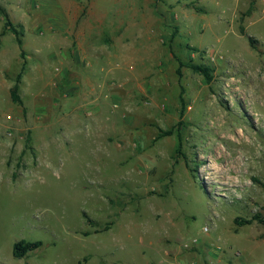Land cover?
<instances>
[{
    "label": "rangeland",
    "instance_id": "1",
    "mask_svg": "<svg viewBox=\"0 0 264 264\" xmlns=\"http://www.w3.org/2000/svg\"><path fill=\"white\" fill-rule=\"evenodd\" d=\"M0 6V264H264V0Z\"/></svg>",
    "mask_w": 264,
    "mask_h": 264
},
{
    "label": "trees",
    "instance_id": "2",
    "mask_svg": "<svg viewBox=\"0 0 264 264\" xmlns=\"http://www.w3.org/2000/svg\"><path fill=\"white\" fill-rule=\"evenodd\" d=\"M0 13L5 17V25L2 31V35H4L5 33H7L8 31L11 32V34H13L15 36L16 39V43L18 44L20 50L22 51V40H21V32H19L13 25L12 23L9 21V18L5 12V10L0 6ZM249 43L252 46V48H255L254 46V40L252 38H249ZM23 54V52H22ZM192 71H194L195 73H198L200 75H202L206 81H210L211 80V75H210V70L208 67L204 66V65H197V64H190L188 66ZM22 73H20L17 76V80L15 85L11 88V99L13 101V103L18 104V105H22V99L19 96V83H20V79H21ZM170 133H167L166 135H169ZM181 147V141L179 142V146L177 148V152H180V148ZM254 221H258V223L263 224L264 225V218H262L261 216L257 215L254 216V218H252L251 220H247V221H243L244 224H252ZM89 223H91V221L89 220ZM42 246V242L40 241H36V242H27L25 240H21L17 243L14 244L13 247V256L16 259H22L25 256H27L29 253L35 251L36 249L40 248Z\"/></svg>",
    "mask_w": 264,
    "mask_h": 264
},
{
    "label": "bare ground",
    "instance_id": "3",
    "mask_svg": "<svg viewBox=\"0 0 264 264\" xmlns=\"http://www.w3.org/2000/svg\"><path fill=\"white\" fill-rule=\"evenodd\" d=\"M220 119H221V118H219V119L217 120V122L220 121ZM214 124L217 125L218 127H220L221 129L223 128V127H222V124H223V123H222V124L220 123V125H219V124H216V123H214ZM218 129H219V128H218ZM238 134H239V137H240L239 140L242 139L243 136H244L243 131H241V132L238 131ZM217 150L219 151V153H220L221 155H223V154L221 153V152H223V151H221L219 148H218ZM224 157H225V156H224ZM239 164H240V158H237L235 162H231V163H230V161H229V164H228V165H229V168H228V169H229V170H232V172H233V171H237L238 168H240V167H239ZM225 175H226V174H225ZM226 177H227V176H226ZM230 178H231V177H230ZM224 179H225V178H224ZM231 180H232V179H231ZM233 181H234V180H233Z\"/></svg>",
    "mask_w": 264,
    "mask_h": 264
}]
</instances>
